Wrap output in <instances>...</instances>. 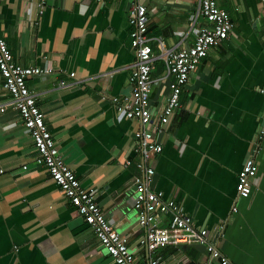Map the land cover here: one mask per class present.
Listing matches in <instances>:
<instances>
[{
	"label": "crops",
	"instance_id": "obj_1",
	"mask_svg": "<svg viewBox=\"0 0 264 264\" xmlns=\"http://www.w3.org/2000/svg\"><path fill=\"white\" fill-rule=\"evenodd\" d=\"M36 2L0 0V31L23 66L56 71L28 84L66 162L84 186L99 191V205L140 264L152 258L160 264L208 260L202 245L143 242L135 208L136 179L143 174L136 165L141 126L112 102L132 92L130 1L48 0L42 15ZM145 4L150 37L175 50L194 45L205 24L196 17L194 0ZM219 5L233 30L191 74L181 105L159 135L164 149L151 160L155 189L181 202L196 226L209 229L230 264H264V149L250 197L239 199L236 190L264 129V1ZM150 47L159 53L154 40ZM153 77L157 118L170 91L163 59L154 62ZM62 80L70 86H61ZM4 91L0 74V103ZM36 155L20 114L0 112V264H117ZM129 159L133 164L126 166Z\"/></svg>",
	"mask_w": 264,
	"mask_h": 264
},
{
	"label": "built area",
	"instance_id": "obj_2",
	"mask_svg": "<svg viewBox=\"0 0 264 264\" xmlns=\"http://www.w3.org/2000/svg\"><path fill=\"white\" fill-rule=\"evenodd\" d=\"M129 1L131 45L135 53L129 77L132 92L125 97L113 96L112 102L120 115L141 126L136 146L140 160L136 165L143 174L136 179L135 208L138 223L144 231L143 242L151 247L180 243L202 245L208 252V260L198 264H230L228 257L210 239L209 229L196 226L193 216L181 202L167 196L164 191L151 187L155 175L151 160L164 149L159 135L164 132L165 125L181 105V96L191 74L199 68L212 47L219 46L228 39L234 27L233 21L229 13L220 7V0H194L197 5L196 17H203L205 24L199 28L194 45L175 50L168 48L164 40L149 36V16L145 0ZM36 3L38 13L42 15L48 0H37ZM153 40L159 53H154L150 47ZM158 59L165 62L166 77L170 78V91L161 113L155 118L152 106V89L155 84L153 68ZM0 74L7 97L0 103V112L12 108L20 114L37 149L35 162L48 169L85 222L93 227L101 246L117 264H140L128 238L110 222L99 205V191L84 186L66 162L46 122V115L38 104L36 94L29 87L30 78L50 77L56 75V71L49 66H23L15 58L0 31ZM60 85L67 87L70 83L62 80ZM260 139L261 143L250 153L239 172L236 185L239 199L248 198L252 194L254 178L259 170L258 154L264 149V129L260 133ZM132 164L130 159L125 163L126 166ZM3 172L4 169H0V173ZM167 219L169 224H166ZM148 264H160V259L152 258Z\"/></svg>",
	"mask_w": 264,
	"mask_h": 264
},
{
	"label": "water",
	"instance_id": "obj_3",
	"mask_svg": "<svg viewBox=\"0 0 264 264\" xmlns=\"http://www.w3.org/2000/svg\"><path fill=\"white\" fill-rule=\"evenodd\" d=\"M157 179H158V175L157 174H155L154 176H153V181H152V183H151V187L152 188H155V185H156V182H157ZM122 206V205H121ZM119 207V211L121 212L122 210L124 211V207L122 206V207ZM136 212H137V210H136ZM138 214V213H137Z\"/></svg>",
	"mask_w": 264,
	"mask_h": 264
}]
</instances>
